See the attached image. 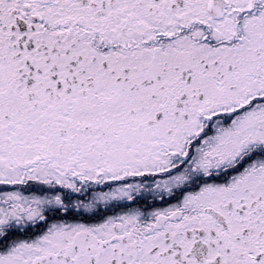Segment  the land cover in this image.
Here are the masks:
<instances>
[{"label": "snow or ice", "instance_id": "snow-or-ice-1", "mask_svg": "<svg viewBox=\"0 0 264 264\" xmlns=\"http://www.w3.org/2000/svg\"><path fill=\"white\" fill-rule=\"evenodd\" d=\"M0 264H264V0H0Z\"/></svg>", "mask_w": 264, "mask_h": 264}]
</instances>
